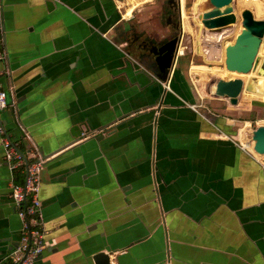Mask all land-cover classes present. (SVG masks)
<instances>
[{"label":"crops","instance_id":"obj_1","mask_svg":"<svg viewBox=\"0 0 264 264\" xmlns=\"http://www.w3.org/2000/svg\"><path fill=\"white\" fill-rule=\"evenodd\" d=\"M149 1L1 0L12 95L0 119L48 157L33 264H95L100 251L110 264H264V160L249 149L264 99L206 97ZM25 177L0 133V264L22 239L10 192Z\"/></svg>","mask_w":264,"mask_h":264},{"label":"rangeland","instance_id":"obj_2","mask_svg":"<svg viewBox=\"0 0 264 264\" xmlns=\"http://www.w3.org/2000/svg\"><path fill=\"white\" fill-rule=\"evenodd\" d=\"M149 2L146 5L156 6L155 10H158V14L163 16V21L168 17V38L180 37L179 46L184 48L183 64L186 74L194 81L197 88L201 92L203 91L205 96L209 94L207 86L210 81L218 77L229 78L225 65V49L235 41L236 36L243 28L242 12L245 9H250L256 18L264 20V10L261 12L258 8L260 14L257 10L258 3H262L264 9V0H233L232 5L237 14V22L215 29L205 27L200 17L211 7L210 0L202 2L199 0H151ZM259 57L260 63L256 70L246 75L236 73L230 75V72L229 75L242 77L248 84H257L264 74V46L259 51ZM204 65L208 67L202 69L200 66ZM214 67H218V69L212 72L211 68ZM246 96L247 94L243 98ZM254 116L252 130L264 124V120H258L255 113ZM250 145L253 147L252 144ZM260 158L264 160V155Z\"/></svg>","mask_w":264,"mask_h":264},{"label":"water","instance_id":"obj_3","mask_svg":"<svg viewBox=\"0 0 264 264\" xmlns=\"http://www.w3.org/2000/svg\"><path fill=\"white\" fill-rule=\"evenodd\" d=\"M233 0H210L211 7L200 16L205 27L215 29L237 22ZM243 28L235 41L225 49V65L228 71L249 74L256 70L259 63V50L264 45V20L258 19L250 9L242 12ZM178 38L168 42V67L171 66ZM167 47V45L165 46ZM242 77H218L207 86L209 94L227 98L231 104L238 105L244 91L252 89ZM253 149L264 155V124L257 126L252 132ZM93 259L95 264H110L109 254L97 252Z\"/></svg>","mask_w":264,"mask_h":264},{"label":"built area","instance_id":"obj_4","mask_svg":"<svg viewBox=\"0 0 264 264\" xmlns=\"http://www.w3.org/2000/svg\"><path fill=\"white\" fill-rule=\"evenodd\" d=\"M4 33L3 5L0 0V64L7 58ZM182 50L184 54V48ZM178 51L180 53V49ZM11 95L12 91L5 88L0 81V113L9 107ZM0 133L4 146V158L14 170L25 169L26 173L23 183L13 182L11 185L10 196L24 222L21 242L11 252L7 264H33L46 246V231L41 220V202L38 194L42 172L48 157H45L37 148L24 153L18 142L8 135L1 119Z\"/></svg>","mask_w":264,"mask_h":264},{"label":"bare ground","instance_id":"obj_5","mask_svg":"<svg viewBox=\"0 0 264 264\" xmlns=\"http://www.w3.org/2000/svg\"><path fill=\"white\" fill-rule=\"evenodd\" d=\"M139 2H142L143 0H138ZM146 1V0H145ZM202 1H204V0H199V2H202ZM261 4V5H260ZM258 3L257 4V10H258V8H259V10L262 12V10H264L263 9V5H262V3ZM259 5H260V7H259ZM132 9L131 8H129L128 9V12H130ZM259 10H258V12H259ZM257 13V12H256ZM258 14H260V12L258 13ZM187 21V20H186ZM188 24V23H187ZM230 44H232V43H230ZM229 44V45H230ZM263 44L261 45V47H260V50L261 49H263ZM259 50V51H260ZM180 53L181 54H183V50L182 49H180ZM262 53V52H261ZM198 67V66H197ZM200 67H202V69H205V68H207L208 66H206V65H204V66H200ZM212 69V72H215V70H217L218 69V67H214V68H211ZM211 72V71H210ZM229 72H231V73H236V74H239V73H237V72H232V71H228V73ZM246 75V74H245ZM258 75V74H257ZM261 76V75H260ZM229 78H233V77H229ZM247 80V79H246ZM245 94H250V95H248V97L249 98H257V99H264V76L263 77H261V79H260V81L257 83V84H254L253 86H252V89L251 90H249V91H246L245 92ZM247 127H250V126H247ZM249 130V128L247 129V131ZM246 131V129L245 128H243L242 130H241V132H242V137H241V139L242 140H245L247 137H246V135H245V132H247ZM251 132H252V130H251ZM241 135V134H240ZM252 149L253 150V147L250 145V147H249V149ZM257 154H259V153H257ZM263 154H261V156H262ZM259 156H260V154H259Z\"/></svg>","mask_w":264,"mask_h":264}]
</instances>
